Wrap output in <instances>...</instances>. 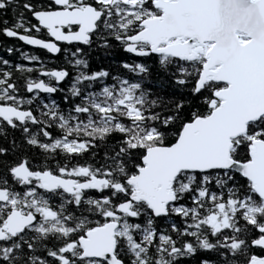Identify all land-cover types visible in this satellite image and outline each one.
<instances>
[{
	"label": "snow or ice",
	"instance_id": "obj_1",
	"mask_svg": "<svg viewBox=\"0 0 264 264\" xmlns=\"http://www.w3.org/2000/svg\"><path fill=\"white\" fill-rule=\"evenodd\" d=\"M0 38L42 53L0 55V264H264V0H0Z\"/></svg>",
	"mask_w": 264,
	"mask_h": 264
},
{
	"label": "flooded vegetation",
	"instance_id": "obj_2",
	"mask_svg": "<svg viewBox=\"0 0 264 264\" xmlns=\"http://www.w3.org/2000/svg\"><path fill=\"white\" fill-rule=\"evenodd\" d=\"M12 45H15L17 47H20L23 51H31L33 54H38V55L39 54H42L40 50L31 49L30 46L23 45L22 42H18V41H15V40L7 41V40H4L3 38H0V55H6V53L4 51L5 46H12ZM15 56L19 58V54H16ZM13 57H12V59L14 61H16L17 58L14 59ZM45 59L47 60L49 58L48 57H45ZM52 62L53 63H58V61H54V60Z\"/></svg>",
	"mask_w": 264,
	"mask_h": 264
},
{
	"label": "trees",
	"instance_id": "obj_3",
	"mask_svg": "<svg viewBox=\"0 0 264 264\" xmlns=\"http://www.w3.org/2000/svg\"><path fill=\"white\" fill-rule=\"evenodd\" d=\"M7 18V17H6ZM14 59H16L17 58V60H16V62H19L20 60H19V58L18 57H16L15 55H14V57H13Z\"/></svg>",
	"mask_w": 264,
	"mask_h": 264
}]
</instances>
